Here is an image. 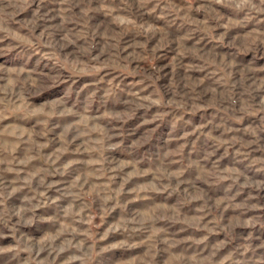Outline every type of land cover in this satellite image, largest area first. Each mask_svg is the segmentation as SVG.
Returning a JSON list of instances; mask_svg holds the SVG:
<instances>
[{
    "label": "rangeland",
    "instance_id": "obj_1",
    "mask_svg": "<svg viewBox=\"0 0 264 264\" xmlns=\"http://www.w3.org/2000/svg\"><path fill=\"white\" fill-rule=\"evenodd\" d=\"M0 264H264V0H0Z\"/></svg>",
    "mask_w": 264,
    "mask_h": 264
}]
</instances>
